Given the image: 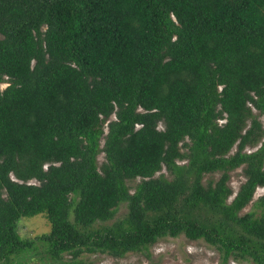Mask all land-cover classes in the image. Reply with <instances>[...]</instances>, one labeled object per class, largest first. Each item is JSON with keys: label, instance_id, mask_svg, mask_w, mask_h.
Instances as JSON below:
<instances>
[{"label": "trees", "instance_id": "trees-1", "mask_svg": "<svg viewBox=\"0 0 264 264\" xmlns=\"http://www.w3.org/2000/svg\"><path fill=\"white\" fill-rule=\"evenodd\" d=\"M2 82L0 264L179 235L264 264V0H0Z\"/></svg>", "mask_w": 264, "mask_h": 264}, {"label": "rangeland", "instance_id": "rangeland-1", "mask_svg": "<svg viewBox=\"0 0 264 264\" xmlns=\"http://www.w3.org/2000/svg\"><path fill=\"white\" fill-rule=\"evenodd\" d=\"M7 82L0 83V89L6 86ZM264 123L263 118H261ZM102 140L100 141V145ZM235 146L231 149L233 151ZM102 152L97 155L98 163L102 161ZM165 176L167 173L162 168ZM157 174V173H156ZM217 176V175H216ZM138 179L129 181L127 184L132 186ZM244 180L241 167L232 170L229 173L228 185L231 188L232 197L239 184ZM130 190V191H131ZM264 192V187H257L252 200ZM250 203L244 208L247 210ZM125 204L121 203L117 207L113 219H119L125 214ZM48 223L42 214L33 216H22L17 221V233L20 237H33L40 233L48 231ZM88 264H219V254L210 245L202 240H188L182 235L177 237H164L158 239L146 250L140 252L126 253L121 257H113L106 253H94L85 255ZM29 264H43L35 259H30ZM228 264H249L246 261L230 260Z\"/></svg>", "mask_w": 264, "mask_h": 264}]
</instances>
